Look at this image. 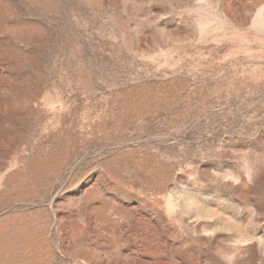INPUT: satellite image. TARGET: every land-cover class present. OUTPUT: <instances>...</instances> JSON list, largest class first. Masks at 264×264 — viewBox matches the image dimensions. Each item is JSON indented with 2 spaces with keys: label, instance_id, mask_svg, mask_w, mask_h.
<instances>
[{
  "label": "rangeland",
  "instance_id": "1",
  "mask_svg": "<svg viewBox=\"0 0 264 264\" xmlns=\"http://www.w3.org/2000/svg\"><path fill=\"white\" fill-rule=\"evenodd\" d=\"M0 264H264V0H0Z\"/></svg>",
  "mask_w": 264,
  "mask_h": 264
}]
</instances>
